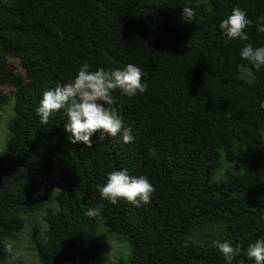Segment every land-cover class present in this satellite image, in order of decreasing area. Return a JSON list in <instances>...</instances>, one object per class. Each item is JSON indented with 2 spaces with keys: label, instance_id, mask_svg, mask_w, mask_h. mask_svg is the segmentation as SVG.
I'll use <instances>...</instances> for the list:
<instances>
[{
  "label": "trees",
  "instance_id": "16d2710c",
  "mask_svg": "<svg viewBox=\"0 0 264 264\" xmlns=\"http://www.w3.org/2000/svg\"><path fill=\"white\" fill-rule=\"evenodd\" d=\"M233 7L253 21L248 42L264 44V0H0V85L11 89L0 110L14 101L0 149V264L29 220L37 264H102L103 236L128 246L114 264H225L216 240L240 245L232 264H253L243 250L264 239V68L221 35ZM82 63L141 69L143 94L112 93L132 142L97 132L90 147L70 143L59 113L39 123L42 93ZM121 168L148 177V204L100 199L96 186ZM98 205L101 216L88 218Z\"/></svg>",
  "mask_w": 264,
  "mask_h": 264
},
{
  "label": "clouds",
  "instance_id": "9594fccd",
  "mask_svg": "<svg viewBox=\"0 0 264 264\" xmlns=\"http://www.w3.org/2000/svg\"><path fill=\"white\" fill-rule=\"evenodd\" d=\"M194 15V9L188 4L182 7V20L191 21ZM252 24L253 21L247 17L244 9L233 7L219 22L218 28L225 42H244L239 49L240 59L259 71L264 68V44L254 47L248 42L245 29ZM255 31L258 34L264 33V13L256 17ZM142 75L141 69L132 63L110 71L100 67L90 70L88 63H82L68 81L57 83L42 93L35 114L39 117V123L45 125L51 115L59 113L64 119L63 130L70 143L82 142L90 147V137L97 132L98 141H103L106 136L116 137L119 134L122 143H130L134 140L132 128L124 124L113 107L112 93L118 90L126 97L143 94L146 83L142 82ZM259 109L264 110V100L259 102ZM257 133L260 142L264 143V128H258ZM96 191L100 199L109 204L115 205L118 200L123 199L139 206L150 202L155 189L146 175L133 176L126 168H121L107 172L105 182L97 185ZM102 207L103 205H98L88 208L85 215L88 218H99ZM213 246L221 254L225 264H232L233 259L242 251L239 244L234 247L226 240L213 241ZM5 247L10 250L11 246ZM243 254L253 264H264V239L257 238L249 243Z\"/></svg>",
  "mask_w": 264,
  "mask_h": 264
},
{
  "label": "rangeland",
  "instance_id": "374dc122",
  "mask_svg": "<svg viewBox=\"0 0 264 264\" xmlns=\"http://www.w3.org/2000/svg\"><path fill=\"white\" fill-rule=\"evenodd\" d=\"M9 64L18 75L23 76L24 70L17 59L9 58ZM0 91L11 95V89L7 86H0ZM14 101L11 99L7 105L0 110V149L5 145L8 135L7 122L14 113ZM40 219V216H37ZM32 221L29 220L23 229L18 232L11 240V244L15 250L13 256L6 264H37L33 244L31 243ZM102 243V264H114L116 259L128 252V246L125 242H121L111 236H103Z\"/></svg>",
  "mask_w": 264,
  "mask_h": 264
}]
</instances>
